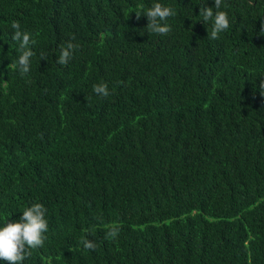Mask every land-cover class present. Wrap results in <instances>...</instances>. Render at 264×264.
<instances>
[{"label":"trees","instance_id":"16d2710c","mask_svg":"<svg viewBox=\"0 0 264 264\" xmlns=\"http://www.w3.org/2000/svg\"><path fill=\"white\" fill-rule=\"evenodd\" d=\"M154 2L176 10L166 36L135 13ZM200 7L0 0V226L48 208L24 264H264V0H224L231 26L215 40ZM13 21L36 40L24 76L8 70Z\"/></svg>","mask_w":264,"mask_h":264},{"label":"clouds","instance_id":"9594fccd","mask_svg":"<svg viewBox=\"0 0 264 264\" xmlns=\"http://www.w3.org/2000/svg\"><path fill=\"white\" fill-rule=\"evenodd\" d=\"M207 0H200L199 17L207 25L211 22V31L208 32L209 39H219L220 34L226 32L231 26V19L225 10H221L224 0H214V7H205ZM137 18L146 16L148 24L147 33L151 36L157 34L166 36L172 31L169 19L176 16V10L160 2H154L147 10L135 12ZM11 28L14 30L12 39L19 42L17 52L18 59L8 65V70H18L21 76L28 74L31 70L32 58L36 53L32 50V45L36 40L32 34L22 29L19 21H13ZM75 36L66 44H61L59 48L58 60L56 63L67 66L73 59L74 53L80 45L74 44ZM40 60H47V54L41 53ZM259 88L264 92V80H261ZM93 92L106 98L111 95L107 83L93 85ZM104 238L106 240H116L121 231V225L110 223L102 226ZM49 231L48 208L40 202H34L31 206H26L22 215L16 220H7L0 226V260L6 264H24L34 250L43 248L48 239ZM85 235L79 240V244L87 250H95L96 242L88 237L94 229H85Z\"/></svg>","mask_w":264,"mask_h":264}]
</instances>
